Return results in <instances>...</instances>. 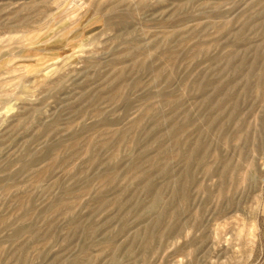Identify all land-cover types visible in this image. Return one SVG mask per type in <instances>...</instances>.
<instances>
[{
  "label": "rangeland",
  "instance_id": "374dc122",
  "mask_svg": "<svg viewBox=\"0 0 264 264\" xmlns=\"http://www.w3.org/2000/svg\"><path fill=\"white\" fill-rule=\"evenodd\" d=\"M0 264H264V0H0Z\"/></svg>",
  "mask_w": 264,
  "mask_h": 264
}]
</instances>
